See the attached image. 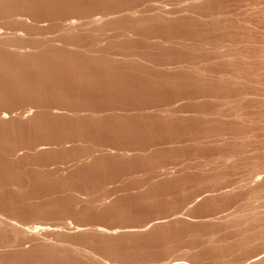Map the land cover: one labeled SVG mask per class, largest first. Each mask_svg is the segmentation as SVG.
<instances>
[{"label": "rangeland", "instance_id": "1", "mask_svg": "<svg viewBox=\"0 0 264 264\" xmlns=\"http://www.w3.org/2000/svg\"><path fill=\"white\" fill-rule=\"evenodd\" d=\"M0 264H264V0H0Z\"/></svg>", "mask_w": 264, "mask_h": 264}, {"label": "bare ground", "instance_id": "2", "mask_svg": "<svg viewBox=\"0 0 264 264\" xmlns=\"http://www.w3.org/2000/svg\"><path fill=\"white\" fill-rule=\"evenodd\" d=\"M192 2H193V1H192ZM161 5H162V4H161ZM21 16H22V15H21ZM102 17H103V16H102ZM26 18H27V17H26ZM98 18H100V17H98ZM107 19H108V18H107ZM96 20H97V19H96ZM97 21H98V20H97ZM97 21H96V22H97ZM100 21H101V20H100ZM93 22H94V21H93ZM77 25H78V24H77ZM73 26H74V25H73ZM35 232H36V231H35ZM37 232H38V231H37Z\"/></svg>", "mask_w": 264, "mask_h": 264}]
</instances>
